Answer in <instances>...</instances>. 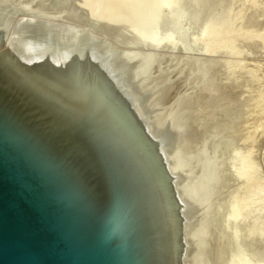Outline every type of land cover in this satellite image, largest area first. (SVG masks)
<instances>
[{"label": "water", "instance_id": "water-1", "mask_svg": "<svg viewBox=\"0 0 264 264\" xmlns=\"http://www.w3.org/2000/svg\"><path fill=\"white\" fill-rule=\"evenodd\" d=\"M167 133L120 49L0 11V264H189Z\"/></svg>", "mask_w": 264, "mask_h": 264}, {"label": "rangeland", "instance_id": "rangeland-1", "mask_svg": "<svg viewBox=\"0 0 264 264\" xmlns=\"http://www.w3.org/2000/svg\"><path fill=\"white\" fill-rule=\"evenodd\" d=\"M101 1L0 0V10L5 9L8 13L11 11L9 14L16 17L49 22H54L50 21V18L58 14V9H60L59 14H66V17L70 11H73L72 15L70 13L68 15V22L63 21L64 17L61 21L54 23L83 28L126 54L141 73L164 128H168L167 137L172 138V145L176 139L173 153L182 178L189 208L190 227H192L189 233L191 247L189 264H264L263 232L261 230L246 236V231L250 229L246 228L248 227L246 222L250 220H245L246 213L242 214L248 187L254 186V198L264 194V20L262 21L264 0H231V3L230 0H225V3L214 0V5L211 4L212 0L211 3L206 0H193L196 6L192 0L180 2L178 0H156L155 2L154 0L153 2L152 0L136 2L131 0L133 2H130L131 9L135 10L137 5L135 17H138L136 18L133 15L130 18V11L131 14L134 13L133 10H129L131 6L126 9L119 4V1L117 3V0ZM204 1L206 5L202 6ZM181 2H183L182 9L178 6ZM215 2L220 5H216ZM99 3L101 8L97 5ZM80 4L82 7L84 5V10L78 7ZM144 4L148 6L144 7ZM149 4H151L150 7ZM234 4H236L235 7ZM73 5L77 6V9L75 7L71 9ZM207 5L211 7V12L214 6L216 10L220 6L223 7L218 8V12L214 9L210 17V7ZM68 6H70L69 12L66 13ZM185 6L188 7L184 9ZM32 7L36 11L39 7H42V10L45 8L48 11L44 9V13H48L36 15ZM116 7L118 11L120 7L121 11L118 12ZM196 7L198 11L200 10L199 14L202 13L201 17L198 16L197 10V13L192 10ZM149 9L152 10V14L154 11V17L155 12L158 13L156 15L158 19L153 15L154 21L152 18H146V16L150 17ZM137 10L141 16L137 15ZM173 10L175 13L172 12ZM188 10L189 13L191 10V14H188ZM161 11L165 14L168 12L166 18ZM229 12L231 16L228 17L226 14V19L223 21L225 13ZM88 13H90L89 17ZM17 14H22L24 17ZM181 14L185 15V21L184 15ZM127 15L130 20L126 17ZM239 15H243V18L242 16L238 18ZM232 16L235 24H232L234 23ZM132 17L138 25L137 27L134 24V29L129 23L133 21ZM189 17L196 19L193 21ZM197 18L201 22H198ZM218 18L223 21L222 25L218 24L220 22ZM85 21L89 23L87 27L91 26V28L85 27ZM164 22H166L165 25H162ZM155 29L160 31L159 34ZM248 30L251 31L252 36L250 34L247 36ZM254 35L257 39L255 41ZM219 36L221 38L218 40ZM234 37L238 39L241 37L239 41L242 38L244 41H240L242 42L240 45L239 42L235 43L238 39L235 40ZM228 38L230 40L227 43ZM248 38L251 40L249 41ZM222 40L226 41L223 46ZM235 45L238 46L237 50ZM242 85H245V89ZM252 93L255 96L258 95V98L251 96ZM245 114L246 119H244ZM249 226L251 227V223Z\"/></svg>", "mask_w": 264, "mask_h": 264}, {"label": "bare ground", "instance_id": "bare-ground-1", "mask_svg": "<svg viewBox=\"0 0 264 264\" xmlns=\"http://www.w3.org/2000/svg\"><path fill=\"white\" fill-rule=\"evenodd\" d=\"M32 1H33V0H32ZM42 1H43V0H42ZM100 1H101V0H100ZM115 1H116V0H115ZM115 1H114V2H115ZM118 1H119V4H120V5H123L126 9H127V8L129 9V7L131 6V5H130V2L133 3L131 0H117V3H118ZM133 1L136 2V1H138V0H133ZM148 1H149V0H148ZM155 1H156V0H154V2H155ZM157 1H158V0H157ZM159 1H160V0H159ZM170 1H171V0H170ZM174 1H175V0H174ZM178 1L180 2V1H182V0H178ZM184 1H185V0H184ZM184 1H183V2H184ZM192 1H193V0H192ZM197 1H199V0H197ZM201 1H202V0H201ZM201 1H200V2H201ZM206 1L211 3V0H206ZM213 1H214V0H212V3H211V4L214 5ZM215 1H216V2H219L218 0H215ZM221 1H224V3H225V0H221ZM221 1H220V2H221ZM227 1H228V0H227ZM227 1H226V2H227ZM74 2H75V1H74ZM79 2H81V1H79ZM101 2H102V1H101ZM110 2H111V1H110ZM143 2H144V1H143ZM152 2H153V0H152ZM183 2H181V4L179 3V5H178V6L181 7V9H182V6H181V5H183V4H182ZM193 2H194V1H193ZM200 2H198V3L200 4ZM216 2H215V4H216ZM236 2H238V1H236ZM102 3H103V2H102ZM107 3H108V2H107ZM117 3H116V4H117ZM139 3H141V1H139ZM145 3H146V2H145ZM171 3H172V2H171ZM198 3H197V4H198ZM230 3H231V0H230ZM232 3H234V2H232ZM238 3H239V2H238ZM23 4H24V3H23ZM82 4H83V3H82ZM137 4H138V3H137ZM141 4L143 5V3H141ZM153 4H154V3H153ZM173 4H174V3H173ZM176 4H177V1H176ZM185 4H186V3H185ZM190 4H191V3H190ZM192 4H193V3H192ZM203 4L206 5L205 1L202 2V6H203ZM20 5L22 6V3H21ZM24 5H25V4H24ZM26 5L28 6V4H26ZM67 5H68V4H67ZM80 5H81V4H80ZM80 5H78L79 8L82 7V5H81V6H80ZM97 5L99 6L100 3L97 4ZM102 5H103V4H102ZM102 5H101V6H102ZM142 5H141V6H142ZM146 5H147V4H144V7H145ZM150 5H151V4H149V7H150ZM157 5H158V3H157ZM167 5H168V4H167ZM169 5H170V3H169ZM194 5H195V2H194ZM194 5H193V7L196 6V5H195V6H194ZM200 5H201V4H200ZM216 5H218V4H216ZM219 5H220V4H219ZM219 5H218V6H219ZM223 5H224V4H223ZM227 5H228V4H227ZM235 5H236V4H234V7H235ZM41 6H42V5H41ZM94 6H95V5H94ZM117 6H118V5H117ZM123 6H122V7H123ZM136 6H137V5H135V10H134V9H131L132 6L130 7L129 10H133V11H134V13H133V11H132L133 14H131V11H130V18H131V15H133V16L135 17V15H136V13H135V12H136ZM141 6H140L139 8H141ZM147 6H148V5H147ZM147 6H146V7H147ZM153 6H155V5H153ZM164 6H165V5H164ZM173 6H174V5H173ZM173 6H172V7H173ZM178 6H177V8H178ZM189 6L192 7V5H189ZM211 6H212V5H211ZM225 6H226V4H225ZM19 7H20V6H19ZM22 7H23V6H22ZM29 7H30V6H29ZM69 7H70V6H68V9H66V10H67L66 13L69 12ZM74 7H75V5L71 6V9H72V8L74 9ZM76 7H77V6H76ZM76 7H75V8H76ZM83 7H84V5H83ZM83 7H82V9H83ZM92 7H93V6H92ZM99 7H100V6H99ZM172 7L170 8V10L172 9ZM180 7H179V8H180ZM187 7H188V6H185L184 9L187 8ZM200 7H201V6H200ZM207 7H210V6L207 5ZM220 7H223V6H220ZM220 7H218V8H220ZM237 7H238V4H237ZM237 7H236V8H237ZM41 8H42V7H39L38 10L36 11V10L33 9V7H32V9L36 11V12L34 11V12H35L34 14H36V15L42 14V15H43V13H44V9H45V8H44L43 10H42ZM66 8H67V7H66ZM100 8H101V7H100ZM139 8H138V10H139ZM142 8H143V7H142ZM152 8H153V7H152ZM152 8H151V9H152ZM202 8H203V7H202ZM205 8H206V7H205ZM218 8H217V10H216V9H215V6H214V8H212V9H213V11L216 10V11L218 12V10H219ZM227 8H228V6H227ZM17 9H19V11L23 12L20 8H17ZM17 9H16V11H17ZM64 9H65V8H64ZM76 9H77V8H76ZM76 9H75V11H74L75 14H76ZM104 9H105V8H104ZM116 9H117V11H118V8H117V7H116ZM121 9H123V8H121ZM154 9H155V8H154ZM158 9H159V8H158ZM181 9H180V10H181ZM197 9H198V7H196V9H195V8H194V9L192 8V10H194L195 13L198 12V16L201 17V16H202V15H201L202 13L199 14V11H200V10L198 11ZM199 9H200V8H199ZM214 9H215V10H214ZM224 9H226V8L224 7ZM224 9L222 10L223 13H224ZM228 9H229V8H228ZM231 9H232V8H231ZM29 10H30V8H29ZM45 10H46V9H45ZM58 10H60V9H58ZM58 10H57V13H58V14L56 13L57 15H55L54 17H53V16L51 17V15L49 14V16L51 17V18H50V19H51L50 21L58 22V20L61 21V19H63L64 17H65V19H63V21H64V20L67 21V20H69V19H68V15H69V13H70V14H71V12L73 13V11H70V12L68 13L67 17H66V14H65V15H64V14L62 15V13L59 14L60 12H58ZM79 10H80V9H79ZM83 10H84V9H83ZM93 10H94V8H93ZM138 10H137V15L141 16V15L139 14ZM144 10H145V9H144ZM167 10H168V9H167ZM196 10H197V12H196ZM203 10H205V9H203ZM203 10H202V12H203ZM207 10H208V9H207ZM236 10H237V9H236ZM236 10H235V12H237ZM238 10H239V9H238ZM240 10H242V9H240ZM0 11H1V10H0ZM14 11H15V10H14ZM46 11H48V10H46ZM96 11H97V10H96ZM117 11H116V12H117ZM119 11H121V10H120V7H119ZM119 11H118V12H119ZM155 11H157V10L155 9ZM158 11H159V10H158ZM164 11H165V10H164ZM164 11H163V12H164ZM168 11H169V10H168ZM182 11L184 12V10H182ZM185 11H187V9H186ZM208 11H209V10H208ZM213 11H212V12H213ZM229 11H230V10H229ZM231 11H232V10H231ZM231 11H230V12H231ZM255 11H256V10H255ZM262 11H263V10H262ZM3 12L8 13L7 10H5V9H3ZM79 12H80V11H79ZM86 12H87V11H86ZM90 12H91V11H90ZM114 12H115V11H114ZM146 12H147V11H146ZM150 12H151V14H150ZM161 12H162V11H161ZM163 12H162V14H163ZM165 12H166V11H165ZM165 12H164V14H165ZM172 12H174V10H173ZM212 12H211V7H210V15H211V16L209 15L210 17H212V14L214 13V12H213V13H212ZM220 12H221V10H220ZM220 12H219V13H220ZM225 12H226V10H225ZM227 12H228V11H227ZM230 12H229V13H225V18H223V21H224V19H226V14H227L228 17L231 16V15H230ZM240 12H241V11H239V14H241ZM9 13H11V11H9ZM9 13H8V14H9ZM12 13H13V12H12ZM25 13H27V12H25ZM45 13H48V12H45ZM45 13H44V14H45ZM82 13H83V12H82ZM92 13H93V12H92ZM123 13H124V10H123ZM141 13H142V11H141ZM143 13H144V12H143ZM167 13H168V12H167ZM167 13H166L165 15L163 14L164 18L167 17ZM174 13H175V12H174ZM176 13H177V12H176ZM181 13H182V12H181ZM219 13H218V16H219ZM233 13H234V8H233V12H232V14H233ZM77 14H78V13H77ZM80 14H81V13H80ZM116 14H117V13H116ZM128 14H129V11H128ZM155 14L157 15L158 13L155 12ZM159 14H160V12H159ZM170 14H171V13H170ZM184 14L186 15L187 13L185 12ZM184 14H181V15H184ZM188 14H191V10H190V13H189V10H188ZM208 14H209V12H208ZM237 14H238V13H237ZM237 14H235V15H237ZM242 14H243V11H242ZM258 14H259V12H258ZM260 14H261V13H260ZM263 14H264V13H263ZM17 15H21V16H23L22 14H17ZM52 15H53V13H52ZM71 15H72V14H71ZM78 15H79V14H78ZM87 15H88V17H89L90 13H88ZM98 15H99V14H98ZM149 15H150V17L146 16V18H148V19L152 18V20H153V17H154V11H153V14H152V10L150 11V9H149ZM152 15H153V17H152ZM156 15H155L154 18L158 19V17H156ZM173 15H174V14H173ZM185 15L183 16V17H184V21H185V18H186ZM204 15H207V13H206V14L204 13ZM222 15H223V14H222ZM56 16H57V17H56ZM73 16H74V15H73ZM192 16H193V15H192ZM209 16H207V17L209 18ZM233 16H234V14H233ZM233 16H232V17H233ZM241 16H242V18H243V15H241ZM241 16L239 15L238 18H241ZM254 16H255V13H254L253 17H254ZM260 16H261V15H260ZM23 17H24V16H23ZM93 17H94V16H93ZM99 17H100V16H99ZM126 17L129 18L128 15H127ZM136 17H138V16H136ZM136 17H135V18H136ZM159 17H160V15H159ZM161 17H162V16H161ZM180 17H181V16H180ZM194 17H195V16H194ZM194 17L192 18L193 21L196 19V18H194ZM228 17H227V18H228ZM261 17H262V16H261ZM71 18L73 19V17H71ZM91 18H92V17H91ZM130 18H129V20H130ZM135 18L132 17V20H133L132 22H129V20L127 21V22L130 23V25L132 24V25H131V27L133 26L132 29H134V24L137 25L136 22H134V21H135ZM170 18H171V17H170ZM187 18H188V17H187ZM219 18H221V16H220ZM219 18H218L217 20H219ZM235 18H236V17H235ZM251 18H252V16H251ZM141 19H142V18H141ZM168 19H169V16H168ZM189 19H191V18L189 17ZM189 19H188V20H189ZM192 19H191V20H192ZM203 19H204V18H203ZM229 19H230V18H229ZM231 19H232V18H231ZM236 19H237V18H236ZM248 19H249V18H248ZM255 19H256V18H255ZM138 20H139V18L137 19V21H138ZM197 20H198V22H199V21L201 22V20H199L198 18H197ZM208 20H209V19H208ZM232 20H234V23L232 22ZM232 20H231L232 24H235V19H234V17H233ZM238 20H239V19H238ZM258 20H259V19H258ZM263 20H264V19H263V17H262V21H263ZM86 21H87V18H86ZM86 21H85V22H86ZM88 21H89V20H88ZM153 21H154V20H153ZM157 21H158V20H157ZM205 21H206V18H205ZM219 21H220V22L218 23V21H217V23L220 24V25H222L221 23H222L223 21H221V20H219ZM239 21H240V20H239ZM253 21H255V20L253 19ZM259 21H260V20H259ZM67 22H68V21H67ZM125 22H126V21H125ZM159 22H160V20H159ZM188 22H189V21H188ZM191 22H192V21H191ZM228 22H229V21H228ZM242 22H243V21H242ZM242 22H241V24H242ZM251 22H252V21H251ZM257 22H258V21H257ZM263 22H264V21H263ZM63 23H64V22H63ZM87 23H88V22H86V23L84 24L85 27H87ZM91 23H92V22H91ZM165 23H166V22L162 23V25H165ZM168 23H169V22H168ZM192 23H193V22H192ZM196 23H197V22H196ZM225 23H226V25H228L227 22H225ZM229 23H230V22H229ZM255 23H256V22H255ZM88 24H89V23H88ZM138 24H139V21H138ZM158 24L161 25V23H158ZM158 24H157V27H158ZM190 24H191V23H190ZM230 24H231V23H230ZM258 24H259V22H258ZM261 24H262V22H261ZM84 25H83V26H84ZM187 25H188V23H187ZM191 25H192V24H191ZM236 25H237V24H236ZM238 25H239V24H238ZM248 25H249V24H248ZM254 25H255V24H254ZM262 25H263V24H262ZM98 26H99V25H98ZM166 26H167V25H166ZM193 26H194V24H193ZM228 26H229V25H228ZM230 26H231V25H230ZM233 26H234V25H233ZM240 26H241V25H240ZM249 26H250V25H249ZM95 27H96V25H95ZM135 27H136V26H135ZM137 27H138V25H137ZM137 27H136V29H137ZM164 27H165V26H164ZM190 27H191V26H190ZM218 27H219V26H218ZM223 27H224V25H223ZM223 27H222V28H223ZM236 27H237V26H236ZM242 27H243V25H242ZM253 27H254V26H253ZM87 28H91V26H90V27H87ZM92 28L94 29V26H92ZM158 28H159V27H158ZM161 28H163V26L160 27V31H161ZM240 28H241V27H240ZM244 28H245V27H244ZM244 28H243V29H244ZM251 28H252V27H251ZM257 28H258V26H257ZM82 29H83V28H82ZM95 29H96V28H95ZM98 29H99V28H98ZM237 29H239V27H238ZM237 29H236V30H237ZM246 29H247V28H246ZM150 30H151V29H150ZM155 30H156V29H155ZM218 30H220V28H219ZM228 30H229V27H228ZM230 30H231V29H230ZM251 30H252V29H251ZM90 31H91V30H90ZM160 31H159V32H160ZM223 31H224V30H223ZM259 31H260V29H259ZM151 32H152V30H151ZM153 32H155L154 29H153ZM159 32L156 30V33L159 34ZM218 32H219V31H218ZM225 32H226V30H225ZM247 32H248V34H247V36H248V35L251 33V31L248 30ZM247 32H246V33H247ZM256 32H257V31H256ZM228 33H229V31L227 32V34H228ZM233 33H234V30H233ZM160 34H161V33H160ZM223 34H224V33H223ZM235 34H236V32H235ZM218 35H219V34H218ZM233 35H234V34H233ZM238 35H239V34H238ZM243 35H244V38H246L244 33H243ZM250 35H251V34H250ZM216 36H217V35H216ZM220 36L222 37V35H220ZM220 36L217 37L218 40H219V38H221ZM231 36H232V34H231ZM251 36H252V35H251ZM251 36H249V37H251ZM223 37L225 38L224 35H223ZM226 37H227V36H226ZM242 37H243V36H242ZM253 37H254V39H253V38H252V39H253L254 41L257 40L256 37H255V35H254ZM258 37H259V36H257V38H258ZM150 38H151V36H150ZM231 38H232V37H230V39H231ZM235 38H236V39H235ZM240 38H241V37H240ZM240 38H239V39H240ZM160 39H161V38H160ZM230 39L228 38V40H227V39H225V40H227V43H228V41H229ZM234 39L237 40L238 38H237V37H234ZM239 39H238L237 41H235V43L239 42L238 44L241 45L242 42H240V41H242L243 38H242L240 41H239ZM260 39H261V38H260ZM263 39H264V38H263ZM263 39H262L261 41H263ZM152 40H153V39H152ZM225 40H224V41L222 40V44H221L222 46H223V43L226 42ZM232 40H233V38H232ZM248 40L250 41L251 39L248 38ZM148 41H149V40H148ZM154 41H155V40H154ZM154 41H153V42H154ZM243 41H244V40H243ZM246 41H247V40H246ZM246 41H245V42H246ZM220 42H221V40L219 41L218 44H220ZM245 42H244V44H246ZM227 43H226V45H227ZM229 43H230V42H229ZM232 43L234 44V42H232ZM232 43H231V44H232ZM238 44H237V45H238ZM226 45H224V46H226ZM227 46H228V45H227ZM235 47H236V45H235ZM237 48H238V46L236 47V50H237ZM234 49H235V48H234ZM234 49H233V50H234ZM234 51H235V50H234ZM236 76H237V75H236ZM250 82H251V81H250ZM236 83H237V82H236ZM248 85H250V84H248ZM242 86H243V85H242ZM219 87H220V86H219ZM252 87H253V86H252ZM233 88H234V87H233ZM243 88L245 89V85L243 86ZM248 88L251 89V87H249V86H248ZM248 91H249V90H248ZM257 91H258V90H257ZM258 92H259V91H258ZM257 94H258V93H256V95H257ZM213 95H214V94H213ZM253 95L255 96V94L252 93L251 96H253ZM255 97H256V99H257V98H258V95L255 96ZM253 99H254V98H253ZM240 103H241V102H240ZM248 103H249V102H248ZM252 106H253V105H252ZM228 107H229V106H228ZM253 107H254V106H253ZM249 108H250V107H249ZM247 110H248V109H247ZM250 112H251V110H250ZM240 114H241V113H240ZM248 114H249V112H248ZM244 119H246V114H245ZM239 120H240V119H239ZM237 122H238V121H237ZM168 139H169V143H170V146H171L172 151L175 152V147H174V146L176 145V139H175V140L173 139V140H174V141H173V143H174L173 145H172V138H168ZM247 153H248V151H247ZM173 154H174V153H173ZM251 154H252V153H251ZM248 156H249V155H248ZM253 157H254V156H253ZM247 160H248V159H247ZM247 160H246V161H247ZM250 160H251V159H250ZM250 160H248V161H250ZM250 164H252V163H250ZM245 165H246V164H245ZM245 168H246V167H245ZM248 170H249V169H248ZM179 174H180V173H179ZM234 174H235V173H234ZM180 178H181V177H180ZM181 179H182V178H181ZM181 181H182V180H181ZM239 191H240V190H239ZM254 191H255V188H254L253 185L250 186V187H248V189L246 190V193H247V194L245 193V194H246V197H245V198H246V201H245V207H244V205L242 204V205H243V206H242V209H243V211H242L243 213H242V214L246 213L245 215H246L247 218L244 217L245 220H246V219H249V220H250V222H248V221L246 222V223H248V227H246V228H247V229L250 228L251 230H250V229H249V230H250L251 232H250L249 230H248V232H247V231H246L247 229L244 227V230L246 229V230H245V231H246V236H248L249 233H250V234H251V233H257L258 231H261V230H262L263 235H264V194L260 195V196L257 197V198H254V195H253V194H254ZM243 192H244V190H243ZM237 193H238V192H237ZM239 195H240V193H239ZM241 199H242V198H241ZM242 200H243V199H242ZM186 204H187V202H186ZM243 207L246 209L245 211H244V208H243ZM187 209H189V208L187 207ZM239 212H240V211H239ZM188 216H189V210H188ZM242 220H243V217H242ZM235 221H236V220H235ZM240 222H241V221H240ZM250 223H251V227L249 226ZM191 228H192V227H190V222H189V233H190ZM233 228H234V226H233ZM238 229H239V228H238ZM242 231H243V229H242ZM243 233H244V232H243ZM239 236H240V235H239ZM242 236H243V234H242ZM249 236H250V235H249ZM240 237H241V236H240ZM248 238H249V237H248ZM189 239H190V237H189ZM226 241H227V240H226ZM189 243H190V242H189ZM237 245H238V244H237ZM189 247H190V244H189ZM190 248H191V247H190ZM190 248H189V251H190ZM208 255H209V254H208ZM189 259H190V257H189Z\"/></svg>", "mask_w": 264, "mask_h": 264}]
</instances>
